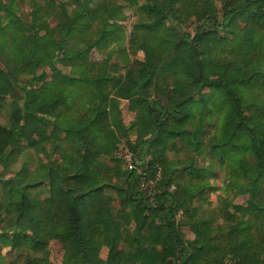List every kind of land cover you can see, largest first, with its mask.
Returning a JSON list of instances; mask_svg holds the SVG:
<instances>
[{
    "label": "trees",
    "instance_id": "1",
    "mask_svg": "<svg viewBox=\"0 0 264 264\" xmlns=\"http://www.w3.org/2000/svg\"><path fill=\"white\" fill-rule=\"evenodd\" d=\"M23 1L0 0V39L6 27L19 29L17 52L25 63L11 67L0 49V106L17 87L44 82L39 67L54 68L57 61L68 67L85 58L115 31L109 21L120 19L116 8L99 9L93 0H73L74 12L46 0L43 11L34 5L26 24L18 15ZM123 1L143 2L144 22L137 26L143 32L168 31L165 52L156 49L155 38L137 45L144 58L133 59L123 73L109 74L103 62L78 77L72 70L64 74L69 84L88 89L89 105L69 101L73 95L63 90L31 88L22 107L11 104L7 124H0V249H6L0 264L7 255L50 264L52 239L64 251L61 264H226V258L264 264V0ZM214 4L218 12L193 33L181 30L179 16L197 19ZM56 8L63 22L39 35L36 25L47 30L45 17L55 16ZM96 19V39L60 59L69 37L91 31ZM221 34L226 44L216 52L213 39ZM27 72L31 76L20 86L18 74ZM121 101L135 113L134 141L122 122ZM120 139L136 168L121 170ZM47 144L49 162L33 172L25 162L13 170L25 149L41 153ZM224 168L234 196L243 193L247 202L227 198L203 209L216 189L211 179ZM9 172L13 176L5 178ZM157 173L156 190L148 194L141 183Z\"/></svg>",
    "mask_w": 264,
    "mask_h": 264
},
{
    "label": "rangeland",
    "instance_id": "2",
    "mask_svg": "<svg viewBox=\"0 0 264 264\" xmlns=\"http://www.w3.org/2000/svg\"><path fill=\"white\" fill-rule=\"evenodd\" d=\"M46 0H26L23 1V3L17 2V6L19 8L18 15H21L20 19L23 23L29 24L33 21V17L31 15L32 9L35 6L40 8V11H43L42 6L44 5ZM50 3H54L58 5L59 3H62L64 5L65 9H67L69 12H74L75 10V4L73 0H49ZM92 6L99 5V9L102 8V6L105 5H111L114 8H116L117 16H120V19L118 20H110L109 24L112 25V28H115L114 32L111 34H108L101 43L95 47L92 48L91 51L85 55V58L81 57V59L78 62H73L71 66H63L59 61L54 64L53 67H49L47 65L39 67L37 69V74L40 75L42 72L45 74V81L41 82L39 84H35L34 86L30 87L29 85H26V80L31 76L27 73H19L18 74V84L20 86H25V89H33L35 91H42L43 93L49 94L50 92H53L55 90H63L68 95H73L72 97H69V101H73L72 99H75L76 105L82 106V105H89L90 102L87 98L84 97L85 93H88V89L80 84H69L68 81L64 80V74H67L72 70V73L78 77L81 75L82 71H87L90 67H92V64L94 63H106V70L109 74H120L123 73L126 66L130 64V62L133 59H139L143 60L144 53L137 48V45H139L141 42L147 41L149 43H153L155 41V38L157 39L156 49L159 52H165L166 45H162V38L165 36L168 31L160 32L159 34L151 35L146 32H143L142 29H140L139 26L142 22H144V14L141 10V6L143 5V2H137L136 5H128L123 0H93L91 3ZM219 10V4H214L212 6H208L203 8L202 10L198 11L199 16L197 19H183L182 16H179L177 23L179 24L181 30L186 33L190 31V33L194 32L195 25H202L206 20L208 16H211L212 14H215ZM55 12V16H46L45 19L48 22V29L44 30V26H37V31L39 35L43 36L45 32H49V28H55V26L59 22H63V20L60 17V10L58 8L53 9ZM55 18V19H54ZM99 18V16H98ZM35 19V18H34ZM92 30L88 31L86 33H76L69 37L67 40L68 47L67 50L64 51V53H60L59 58L62 59V57L69 54H76L79 49L84 48L87 46V43L90 41L95 40V31H97V23L99 22V19H96L95 21L92 20ZM4 39H0L2 42V48L1 53L3 52L6 54L4 57L7 61V64L9 63L11 67L13 68H22L25 63L22 61V57L20 55V52H17L18 50V43L21 40H23V36H21V32L19 29L14 28L12 30H9L8 27L5 29V35L3 36ZM56 38H58V35H55ZM54 37V38H55ZM227 37L223 34H221L218 38L213 39V43L218 46L216 49V52H220V50L223 48V46L226 44ZM134 45L136 47H134ZM73 66V67H72ZM88 72V71H87ZM46 84V85H43ZM43 87L41 88V86ZM25 89L22 87H17L14 90V93L11 95H8L6 97V101L4 106H0V124L6 125L9 120V115L11 113V104L13 102L17 103L19 107L23 106L24 99H25ZM204 92H208V90H204ZM197 99V98H196ZM120 113L122 117V122L125 125L126 128H128L129 134L132 137V141H134L133 138V125L135 120V113L129 110L127 101H121L120 102ZM215 109V108H214ZM73 117V114L70 113ZM70 117V116H68ZM75 117V115H74ZM212 117V115H211ZM48 132H51L50 129ZM43 151L41 153L34 152V150H30V148L25 149L24 152L20 155V157L14 161L16 163L12 164L13 170H17L20 168V166L25 162L27 165V169L31 172L35 171L37 166L41 164V162L46 163L49 162L52 159V156L47 155V150L49 147H52L51 144H47L46 146L42 145ZM38 153V154H37ZM116 155L122 160L121 164V170H124L125 168H130V165H134L133 163V154L132 151L129 149V147L126 145L125 141L123 139H120L119 143L116 146ZM168 158H172V155L169 154ZM130 160L132 161L131 164ZM109 163V160L106 159V163ZM200 162L205 165L206 163L202 158H200ZM138 172H141L140 169H138ZM0 173H1V167H0ZM12 173L5 174V178L12 177ZM229 176V170L225 169H218L216 178L211 179V183L216 186V189L210 193L208 201L201 203L203 209L206 208L207 205L212 206L213 208H217V206L222 203V200L229 199L233 200V204L237 205H245V203L248 200V196L240 193L239 195L234 196V190H232L231 180L228 178ZM160 178L159 173H157L155 178L149 179V181L145 182L146 185L141 187L143 190L147 191L148 194H152L156 190V182ZM173 189V188H171ZM115 204L117 205V200L115 201ZM178 218H183L181 212L178 214ZM219 224H222L219 221ZM226 226V224L224 225ZM2 224H0V235L3 232ZM183 232L187 240H193L194 235L191 233L189 228L187 226H183ZM1 253L4 254L6 252V249H0ZM48 251H49V263L50 264H61L64 251L61 247V243L56 240L52 239L50 243L48 244ZM101 257H106V250L103 248L100 252ZM3 261V259H2ZM226 264H234L232 261H230L228 258L225 259ZM4 264H26L25 263V256L18 257L17 255H7Z\"/></svg>",
    "mask_w": 264,
    "mask_h": 264
},
{
    "label": "built area",
    "instance_id": "3",
    "mask_svg": "<svg viewBox=\"0 0 264 264\" xmlns=\"http://www.w3.org/2000/svg\"><path fill=\"white\" fill-rule=\"evenodd\" d=\"M131 162H132V161L130 160V163H129V164H131ZM134 168H136L135 165H133V166L130 165V169H134ZM144 185H146L145 182L141 183V186H140V187H143ZM141 189H142V188H141Z\"/></svg>",
    "mask_w": 264,
    "mask_h": 264
}]
</instances>
